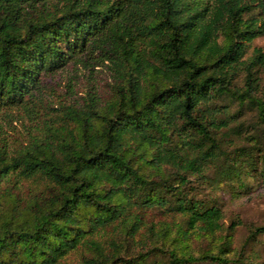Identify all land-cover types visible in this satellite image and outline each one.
Instances as JSON below:
<instances>
[{
  "label": "trees",
  "instance_id": "1",
  "mask_svg": "<svg viewBox=\"0 0 264 264\" xmlns=\"http://www.w3.org/2000/svg\"><path fill=\"white\" fill-rule=\"evenodd\" d=\"M262 35L264 0H0V264L222 261L190 240L222 228L200 194L239 170L244 106L264 125ZM73 62L107 94L43 97Z\"/></svg>",
  "mask_w": 264,
  "mask_h": 264
},
{
  "label": "rangeland",
  "instance_id": "2",
  "mask_svg": "<svg viewBox=\"0 0 264 264\" xmlns=\"http://www.w3.org/2000/svg\"><path fill=\"white\" fill-rule=\"evenodd\" d=\"M254 47H264V35L249 43L247 54ZM43 81V88H46L43 97L50 98V101L62 98L67 102H75L92 89L102 95L107 94L112 78L109 68L104 64L86 67L73 62L44 75ZM227 102L226 97L220 101ZM228 104L231 111L237 109L236 103ZM18 114L19 119L13 123L16 127L14 135L23 134L22 122L28 123ZM239 121L243 122L244 133L247 129L249 135L238 137L229 133V141L222 146L223 154L230 162L235 160L239 170L235 169L234 173L224 174L223 177L217 175L220 182L200 194V198L208 204H216L221 208L222 228L212 235L190 240L192 252L198 256L203 251L217 253L225 242L227 252L223 254L222 261L205 259L191 264H264V233L249 238L253 228L264 225V132L261 133L264 125L257 126V114L248 105L244 106L234 124Z\"/></svg>",
  "mask_w": 264,
  "mask_h": 264
}]
</instances>
